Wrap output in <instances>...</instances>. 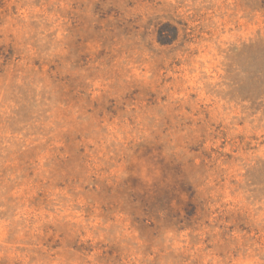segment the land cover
<instances>
[{
	"label": "rangeland",
	"instance_id": "rangeland-1",
	"mask_svg": "<svg viewBox=\"0 0 264 264\" xmlns=\"http://www.w3.org/2000/svg\"><path fill=\"white\" fill-rule=\"evenodd\" d=\"M0 264H264V0H0Z\"/></svg>",
	"mask_w": 264,
	"mask_h": 264
}]
</instances>
